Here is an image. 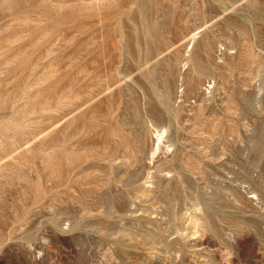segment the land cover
Listing matches in <instances>:
<instances>
[{"label":"rangeland","instance_id":"obj_1","mask_svg":"<svg viewBox=\"0 0 264 264\" xmlns=\"http://www.w3.org/2000/svg\"><path fill=\"white\" fill-rule=\"evenodd\" d=\"M0 264H264V0H0Z\"/></svg>","mask_w":264,"mask_h":264}]
</instances>
